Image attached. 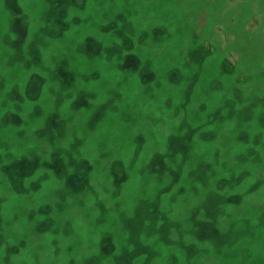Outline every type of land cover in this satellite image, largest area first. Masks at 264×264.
I'll list each match as a JSON object with an SVG mask.
<instances>
[{"label": "rangeland", "instance_id": "obj_1", "mask_svg": "<svg viewBox=\"0 0 264 264\" xmlns=\"http://www.w3.org/2000/svg\"><path fill=\"white\" fill-rule=\"evenodd\" d=\"M0 264H264V0H0Z\"/></svg>", "mask_w": 264, "mask_h": 264}]
</instances>
